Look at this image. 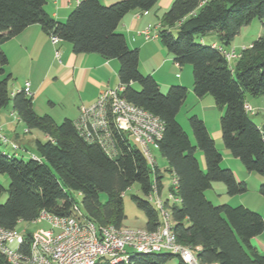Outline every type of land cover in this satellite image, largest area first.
<instances>
[{
    "label": "trees",
    "instance_id": "16d2710c",
    "mask_svg": "<svg viewBox=\"0 0 264 264\" xmlns=\"http://www.w3.org/2000/svg\"><path fill=\"white\" fill-rule=\"evenodd\" d=\"M159 1L123 0L107 6L102 0H80L67 20L58 22L45 10L47 0H0V111L11 105L27 132L37 130L44 135L35 141L36 152L28 160L18 155L19 144L0 139L1 145L11 144L15 152L0 149V173L10 180L8 190L0 184V198L8 193L7 202L0 203V228L16 230L22 222H35L43 211L72 216L76 205L99 227L123 228L127 219L124 194L134 184L144 195L132 199L145 214V229L153 232L163 223L160 210L150 201L165 186L156 160L150 164L142 150L122 134L115 136L118 153L111 158L100 144L78 132L75 121L57 124L50 115L35 112L32 96L22 91L10 94L12 75L7 73L9 59L3 45L38 24L50 38L69 43L77 55L118 60L119 86L125 87L122 97L163 122L157 149L172 175L169 196L175 200L162 201L177 242L198 249L199 264H264V254L253 245L264 233V218L245 206H217L206 197L217 182L225 184L230 196L247 193L248 186L222 166L223 155L202 119L190 118L195 144L178 122L188 89L177 85L162 92L152 76L140 71L139 51L131 49L125 35L118 32L124 17L132 12L147 15ZM254 19L264 26V0H175L161 18L159 39L178 66L192 67L196 97L212 96L224 111L225 148L248 172L264 179V125L254 122L250 115L255 111L246 108L250 105L247 96L264 97V35L239 53L235 66L220 50L230 46ZM210 35L216 36L217 44L203 43ZM260 194L264 196V181ZM176 259L177 264H187L171 253L136 254L122 264H169ZM0 264H9L1 252Z\"/></svg>",
    "mask_w": 264,
    "mask_h": 264
},
{
    "label": "built area",
    "instance_id": "2783aa9c",
    "mask_svg": "<svg viewBox=\"0 0 264 264\" xmlns=\"http://www.w3.org/2000/svg\"><path fill=\"white\" fill-rule=\"evenodd\" d=\"M145 35L147 39L151 38L149 30ZM50 39L55 46L60 43L57 37ZM220 50L228 61L240 57L236 50ZM56 56L60 59V51H57ZM124 90L125 87L118 86L101 92L93 106L81 109L75 127L86 140L100 144L111 158L118 153L115 146L116 134L125 135L142 150L148 162L154 164L152 149L157 148L163 137L164 124L160 118L123 98ZM21 91L27 96L33 95L29 82ZM21 91L15 92L13 96ZM246 108L249 112L254 111L250 105ZM0 139L7 142L1 128ZM169 198L175 200L172 195ZM150 201L156 204L163 219L162 226L156 231L99 227L76 205L72 216L41 212L35 222H45L48 227L31 237L26 232L0 228V252L7 257L9 264H99L104 260L108 264H122L128 263L136 254L160 253L178 255L187 264H199L198 249L194 250L177 242L164 202L158 195L150 197Z\"/></svg>",
    "mask_w": 264,
    "mask_h": 264
},
{
    "label": "crops",
    "instance_id": "0c3cea01",
    "mask_svg": "<svg viewBox=\"0 0 264 264\" xmlns=\"http://www.w3.org/2000/svg\"><path fill=\"white\" fill-rule=\"evenodd\" d=\"M102 1L105 5L110 6L123 0ZM174 1L175 0H160L158 5L152 11L148 12L147 15H144L143 13L142 15L141 12H132L128 14L124 17L118 27V32L125 35L127 43L131 49L139 51L140 71L144 75L152 76L160 85L162 92H165L166 90L168 91L170 87L177 85L186 87L189 92L190 90L193 91L194 85L192 67L178 66L173 57L162 45L159 39V33L162 30V17H158L159 24L152 27L155 24V22L153 23L154 17L158 13H162L161 16H163V14L171 8ZM79 2L80 0H47L45 10L53 19L58 22H65L71 12L76 9ZM50 4L51 6H49ZM147 30H149L151 35V38L149 39H147L145 35ZM174 30H176V28ZM217 41L218 39L216 36L210 35L203 41V43L214 45L217 44ZM3 50L7 54L10 64V66L8 64L6 68L7 73H10L12 78L13 74L10 71V69L13 68L11 63L12 60H17L20 63L27 62L29 64L28 70L29 73L31 71V76H29V79L25 82V84L27 82L31 84L33 103L34 96L41 94L44 86L52 83V78L53 83L60 82L65 88H69L74 92H79L80 98L79 103L76 105L77 110L75 115H73L74 117L69 116L65 118V120L69 119L76 121L80 116L81 109L93 106L97 102L101 92L106 89L117 88L120 85V63L118 60H108L97 54L77 55L73 52L72 46L66 42H60L57 46H55L52 44L50 36L45 33L42 27L38 24L30 26L22 34L7 41L3 45ZM56 50L60 51V59H57L55 56ZM44 56H47V61L45 63L48 64L44 66L42 75L39 73L41 76L39 77V80L34 81V77H32V75L35 66L33 68L31 67L32 62L33 64L37 61L41 62ZM187 67H190L191 70ZM185 73L186 75H184ZM1 79L2 77H0V80ZM185 80L187 83H185ZM25 84L20 87L17 84H13L11 94L13 95L15 92L23 90ZM8 108L16 114L12 110L11 105ZM1 113L2 110L0 111V128L3 130V127L5 129L7 126L9 127V129H6L4 136L10 142L20 144V140L19 137H17L15 129L10 127L15 125V121L21 122L20 119H14V115L12 113L9 117L10 119L7 120L5 119L4 114ZM220 135L222 137V132ZM0 149L5 151L7 154H15L14 151L10 153L4 150V147L1 144ZM25 151H28V149ZM225 151L226 154L224 151H220L223 155V162L226 160L230 162L239 161L234 158L226 148ZM199 159L201 166L203 165V169H205V160L202 153ZM236 175L240 181L246 182L245 178L239 177L237 173ZM170 176L172 177L171 174ZM164 192L165 186L160 196L162 200L166 202L170 192H166V197H163ZM145 227L142 229H145ZM262 236L263 234L255 238L253 240V245L261 253H264V241L261 239Z\"/></svg>",
    "mask_w": 264,
    "mask_h": 264
},
{
    "label": "rangeland",
    "instance_id": "374dc122",
    "mask_svg": "<svg viewBox=\"0 0 264 264\" xmlns=\"http://www.w3.org/2000/svg\"><path fill=\"white\" fill-rule=\"evenodd\" d=\"M52 4V3H51ZM51 4L49 6H51ZM132 15V14H131ZM162 13H158L154 19L153 23L155 24L152 26L159 24L158 17L161 16ZM174 34L177 36V31L174 30ZM264 35V26L259 19H254L251 24L242 28L240 34L235 38L230 46L223 45L225 50L231 52L232 50H236L237 53H241V51L245 48H248L253 44L256 40ZM57 50L55 51L56 56ZM57 57V56H56ZM47 61V56H44L41 62L37 61L33 64L32 68L34 67V72L32 77L34 81L39 80L40 75H42V71L44 70V66L47 65L45 62ZM12 69H10L11 73L13 74V78L9 83V92L11 94V89L13 84H17L19 87L23 86L25 82L31 76V71L29 73L28 67L29 64L20 63L17 60H12ZM235 60L231 61V65L235 66ZM10 66V64H9ZM191 70L190 67H187ZM40 73V75H39ZM190 74V73H189ZM186 75V73L184 74ZM53 79V78H52ZM51 79L50 85H45L43 88V92L41 94H37L34 96V109L39 116L50 115L54 118L57 124L63 123L65 118L71 116L74 117L77 108V104L79 103L80 94L77 91H72L69 88H65L60 82L53 83ZM185 83L187 81L185 80ZM167 90L165 91V93ZM248 103L253 107L255 114L250 115L252 120L259 125H264V97L254 98L251 96H247ZM52 102V104H51ZM13 112L11 109L6 108L2 110L1 114H4L5 119H10V115ZM224 111L217 107L215 104L214 98L212 96L207 95L203 99L196 97L194 91L190 90L188 92L187 100L182 107L180 113L178 114L177 120L180 125L184 128V130L190 135L193 144H195V137L192 132V128L190 125V118L193 116H198L200 119L206 122L208 130L212 136V138L216 141L217 148L220 151H225V146L223 143V139L221 137V117ZM14 119L18 118L16 114H14ZM8 127V126H7ZM6 129H9V127ZM15 129L17 137H19V145H20V152L18 155L25 160L30 158V153L35 154V141L37 139H44L43 133L33 130L31 132H27L26 126L23 122L15 121V125L10 126ZM6 129L3 127L1 131L4 135L6 133ZM217 136V138H216ZM28 141V142H27ZM31 141V142H30ZM4 150L8 152H12L11 144L4 145ZM28 149V151L25 150ZM153 156L160 167L163 176H164V185H165V192L163 197H166V192H170L172 187V178L170 174L166 171V161L159 153L157 148H153ZM30 152V153H28ZM198 158L201 156V152L197 154ZM224 168L231 167L233 172L237 173L239 177L245 178L248 192L241 195L230 196L227 194L226 186L223 183L217 182L213 184V188L206 192V197L209 201L213 204L219 206L228 204L232 207L238 206H245L250 210L260 214L264 218V196L260 194V186L263 183L264 179L259 174L255 172H248L244 166L241 164L240 161L230 162L228 160L222 163ZM202 167H204L202 165ZM0 184L8 190L10 185L9 177L5 174L0 173ZM139 196L144 198V195L140 189L138 184H134L125 194H124V207H125V214L127 216L126 221L124 222L123 227H128L131 229H142L145 227L146 224V217L144 212H142L136 204L134 203L132 197ZM8 193L5 192L2 197L0 198V203L4 204L7 202ZM159 199L162 200L161 196ZM103 200H106V195H103ZM161 216V215H160ZM161 220L162 216H161ZM48 224L45 222H33V223H25L22 222L18 225L16 230L20 233L26 232V234H40L46 228ZM261 239L264 241V233ZM166 254V253H160ZM264 254V253H263ZM103 264H107L108 261H102ZM169 264H177V259L173 260Z\"/></svg>",
    "mask_w": 264,
    "mask_h": 264
}]
</instances>
